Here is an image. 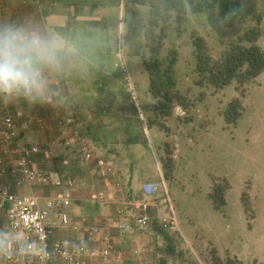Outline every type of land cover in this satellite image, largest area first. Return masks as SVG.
<instances>
[{
  "label": "rangeland",
  "instance_id": "rangeland-1",
  "mask_svg": "<svg viewBox=\"0 0 264 264\" xmlns=\"http://www.w3.org/2000/svg\"><path fill=\"white\" fill-rule=\"evenodd\" d=\"M126 1L129 3L131 0ZM182 1L187 10L183 22L175 17V10L179 8L176 6L171 12L173 17L159 22V26L167 25L161 55L164 59L170 48H176L178 59L171 71L175 83H169V87L191 98L196 97L197 102L191 109L194 116L192 124H185L184 113L176 111L167 120L162 117L163 127L168 126L173 131V134L168 132L167 137L163 135L165 143L173 149L171 156L174 165L172 176L165 178L163 187L165 212L174 215L178 230L160 234L157 242L158 264H214L213 255L221 259L227 256L245 259L247 255L264 248V74L247 84L245 94L241 97L242 114L235 125L228 124L223 113L229 108L230 102L240 96L239 92L234 83L213 92L210 87L196 82L191 37L193 32L202 36L211 55L218 57L226 43L236 40L254 27L259 32L257 43L264 49V0ZM101 2L112 5L118 4L119 0ZM136 2V10L141 18L139 34L133 36L136 28L131 25V31L129 22L123 25L119 41L115 44V49L121 53L120 56L116 55L119 69H112L110 56L102 60L103 68L109 71L108 76L112 80L128 83H125L128 94L124 88L115 90L117 101L120 100L122 104H113L109 108L103 100L106 97L108 99L110 94H102V101L94 104L87 95L84 98L81 95L87 91L94 96L99 90L67 89L66 96L72 102L70 107L81 110V115L114 112L111 108L117 113H124L135 107L139 112L138 105L143 113H147V108L151 107L153 96L149 91L150 78L142 57L134 49L139 45L140 49L147 51L144 31L151 16L150 5L157 3L163 13L166 4L173 0ZM126 11L129 21L131 13L128 9ZM76 68L79 70L84 66L78 65ZM123 68L127 72L125 80ZM74 76L75 79L71 81L75 85L90 82L96 76L99 79L106 77L104 72H82ZM61 106L63 109L64 105ZM207 119L212 124L210 130L205 132L201 130L200 124ZM177 124H180L179 128H176ZM149 131L150 143L160 154L158 131L156 128ZM213 176L224 179L229 185L225 191L227 206L224 212L214 209L208 197L214 182ZM243 192L249 198L251 210L248 212L241 201Z\"/></svg>",
  "mask_w": 264,
  "mask_h": 264
},
{
  "label": "crops",
  "instance_id": "crops-1",
  "mask_svg": "<svg viewBox=\"0 0 264 264\" xmlns=\"http://www.w3.org/2000/svg\"><path fill=\"white\" fill-rule=\"evenodd\" d=\"M101 1L104 0H0V21H34L50 32L73 36L89 45V54L85 61H70L62 71L48 74L55 96L63 101V109L62 104H32L23 99L0 102V118L10 114L15 119L18 140L40 147L41 151L32 156L33 167L48 170L53 178H73L75 183L67 188L65 184L55 186L52 183L19 182L16 174L10 171L13 164V157H10L5 159L6 171L0 173V184L10 191L37 197L40 206L48 200L54 201L53 210L47 218L48 222L55 225L52 238L68 237L88 247L100 248L104 246L103 236L107 234L117 250L116 264H158L157 242L161 233L170 232L162 226L161 217L170 212H165L164 186L156 194L145 196L141 184L151 180L165 182L160 159L165 151L162 146L166 144L163 135L167 137V133L173 134V131L168 126L161 128L157 124L147 123V119L153 116L156 98L151 94L154 100H151L147 113H143L138 105L142 116L126 111L117 113L112 108L114 112L107 111L102 115L94 112L81 115V110L70 107L72 102L66 96V90L72 87L81 90L96 89L99 92L96 91L94 96L87 91L81 96L84 98L87 95L90 101L92 99V103L96 104L97 101H102V94H110L108 99L106 97V100H103L104 105L110 108L113 104H122L120 100L117 101L115 90L124 88L128 94V84L112 80L102 62L105 57L110 56L112 69H119L116 55L120 56L121 53L115 49V44L119 41L123 25L127 24L129 19L125 0H119L118 4L112 5ZM78 65H83L84 68L77 70ZM82 72H104L106 77L99 79L96 76L90 82L75 85L71 81L75 79L74 74ZM122 72L125 73V80L126 69L123 68ZM178 109L177 106L174 111L181 113ZM61 112L73 116L78 130V136L68 146L64 145L63 135L56 124V118ZM168 116L163 118L167 120ZM193 121V114L190 120L184 119L185 124H192ZM40 122L43 125H40ZM211 124L212 121L207 119L200 124V128L208 132ZM179 126L180 124H177L176 128ZM153 128L158 131L160 154L150 143L149 130ZM91 148L99 150L102 161L112 167L111 172L100 174V160L84 157V152ZM67 189L71 196L65 204L62 197ZM99 193L103 194V199L98 198ZM136 198L149 202L145 211L149 217L148 223L143 227L133 224L122 229L119 225L129 223L133 218L135 208L132 201ZM225 200L221 212H224L227 206L226 194ZM7 207V201L0 196V250L9 246ZM61 212H66L69 217L67 224H61L59 221ZM89 226H98L100 231L91 235L87 231ZM262 248L247 255L245 259H235L242 263L264 264ZM101 263V258L86 257L83 260V264Z\"/></svg>",
  "mask_w": 264,
  "mask_h": 264
},
{
  "label": "built area",
  "instance_id": "built-area-1",
  "mask_svg": "<svg viewBox=\"0 0 264 264\" xmlns=\"http://www.w3.org/2000/svg\"><path fill=\"white\" fill-rule=\"evenodd\" d=\"M130 91H132V86H130ZM178 108L181 113H184L180 106ZM138 114L142 116L140 110ZM56 124L63 135L64 145H71L74 138L78 136L73 116L62 112L57 116ZM40 125L43 124L40 122ZM40 151L38 145L26 144L18 140L16 122L10 114L0 118V173L6 171L5 159L13 157L10 171L16 174L19 182L52 183L55 186L65 184L67 188L72 186L75 183L73 178L68 177L65 180L53 178L48 170L33 167L32 156ZM84 157L100 160V174L104 175L112 171V167L100 158L99 150L95 148L86 150ZM163 186V180L145 181L141 184V190L145 196H150L156 194ZM0 196L8 203L7 215L10 227L9 246L0 250V264L22 262L25 264H83L86 257L101 258V264L117 263L116 247L107 234L103 236L105 244L100 248L88 247L68 237L52 238L55 225L48 222L47 218L55 205L53 200H48L40 206L37 197L10 191L1 184ZM70 196L71 193L67 189L62 197L65 204L69 202ZM98 198L103 199V194L99 193ZM132 206L135 208L133 218L129 223L120 224L119 227L122 229L129 228L133 224L143 227L148 223L149 217L145 211L149 202L136 198L132 201ZM59 221L61 224L69 222L66 212L59 214ZM161 224L166 229L178 230L176 219L171 213L161 217ZM87 231L92 235L98 233L100 228L89 226ZM20 232L23 233L20 234Z\"/></svg>",
  "mask_w": 264,
  "mask_h": 264
},
{
  "label": "trees",
  "instance_id": "trees-1",
  "mask_svg": "<svg viewBox=\"0 0 264 264\" xmlns=\"http://www.w3.org/2000/svg\"><path fill=\"white\" fill-rule=\"evenodd\" d=\"M136 3V0H131L129 3L125 2L126 9L131 13L128 28L130 29L131 25H133L132 28H136L133 36H138V29L141 26V18L136 10ZM173 6L179 7L175 10V17L180 22L186 19L187 10L182 0H173V2L166 4L163 13L159 10L157 3H152L150 5L151 16L144 31V46L147 51L140 49L139 45L134 49V52L142 57L150 78L149 91L156 98L153 116L147 119V123H154L160 127L164 125L162 117L172 114L176 105L183 110L184 119L190 120L192 117L191 109L197 102L196 97L191 98L169 87V83H175L171 71L178 55L176 48H170L163 59L161 49L165 45L167 25L159 26V22L161 20L166 21L168 17H173L171 13ZM157 27L159 29H156ZM132 28L131 31H133ZM258 36V30L252 27L236 40L226 43L220 56L214 57L209 52L205 39L196 32L192 33L191 42L195 59L194 70L197 74L196 82L199 85L210 87L213 92L227 84L234 83L239 92L240 96L235 97L230 102L229 108L223 113L228 124H235L242 114L241 97L245 94L247 84L253 82L259 74L264 72V49L257 43ZM126 112L138 114V109L131 107V110L128 109ZM164 152L161 156V164L164 178H166L172 176L174 165L171 155L173 149L165 144ZM213 180L208 197L214 209L223 211L226 203L225 191L229 185L224 179L217 176H213ZM241 201L246 212L251 210L246 192L242 193ZM213 259L214 264H248L230 256L221 259L213 255Z\"/></svg>",
  "mask_w": 264,
  "mask_h": 264
},
{
  "label": "clouds",
  "instance_id": "clouds-1",
  "mask_svg": "<svg viewBox=\"0 0 264 264\" xmlns=\"http://www.w3.org/2000/svg\"><path fill=\"white\" fill-rule=\"evenodd\" d=\"M86 41L48 31L26 19L0 21V102L62 104L48 74L85 61Z\"/></svg>",
  "mask_w": 264,
  "mask_h": 264
}]
</instances>
